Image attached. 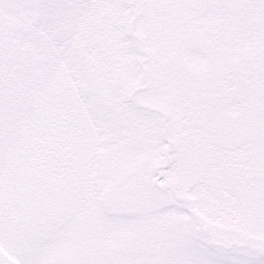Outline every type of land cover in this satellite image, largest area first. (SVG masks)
Returning a JSON list of instances; mask_svg holds the SVG:
<instances>
[{"label":"snow or ice","instance_id":"obj_1","mask_svg":"<svg viewBox=\"0 0 264 264\" xmlns=\"http://www.w3.org/2000/svg\"><path fill=\"white\" fill-rule=\"evenodd\" d=\"M0 264H264V0H0Z\"/></svg>","mask_w":264,"mask_h":264}]
</instances>
